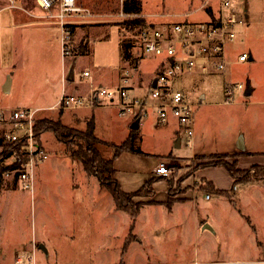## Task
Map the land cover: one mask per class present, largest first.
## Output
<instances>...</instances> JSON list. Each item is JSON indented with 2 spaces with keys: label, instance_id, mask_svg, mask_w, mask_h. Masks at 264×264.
Listing matches in <instances>:
<instances>
[{
  "label": "rangeland",
  "instance_id": "374dc122",
  "mask_svg": "<svg viewBox=\"0 0 264 264\" xmlns=\"http://www.w3.org/2000/svg\"><path fill=\"white\" fill-rule=\"evenodd\" d=\"M219 1L210 0L215 10ZM78 2L93 15L78 16L74 20L94 21L96 28L86 31V51L73 48V36L70 54L64 57L59 22L44 17L45 12L36 6L35 0H18L17 5L21 6L18 8L9 7V0H0V107H43L40 118L60 119L66 123L61 118V111L48 108L57 103L64 82L68 85V94L78 83L81 91L87 94L93 80V90L116 86L122 63V21L132 14L123 11L124 0ZM142 2L143 12L152 19L162 16L173 20H203L207 15L204 8L207 0ZM233 2L240 20L235 25L237 36L228 46L230 64L227 71L230 74L227 78L246 87L251 84L253 94L245 95V90H240L232 97V103L223 104L220 103L225 99L223 76L180 78L178 86L185 90L191 102L196 103L194 144L182 129L180 134L174 135V129L180 126L175 118L157 125L152 109L142 117L136 133L143 137V151L125 150L116 156L115 177L124 191L131 192L157 177L153 170L158 162L169 163L172 173L169 178L154 180L155 194L135 197V201H144L135 221L128 211L115 206L108 187L97 176L87 173L66 143L60 142L54 132L43 131L46 158L35 164L34 190L25 189L15 172L5 174L0 182V264H12L22 250L34 254L39 263L48 264H120L122 260L131 261L141 254L157 264H200L199 261L209 255L215 260L214 264H254L249 261L263 255L255 247L256 239L260 237V214L258 209L252 211V203L245 202L246 182L238 184L232 197L222 198L213 193L208 200L205 194L209 191L194 184L202 183L205 188L207 183L203 178L200 182L195 181L190 175L204 163L233 162L237 152L228 150L234 149L242 133L248 136L249 142L256 144L255 151H264V102L251 101L264 99V0ZM22 7L34 9L25 13ZM74 51L76 56H72ZM243 52L252 54L253 59L240 61ZM132 61H123L132 72L130 94L145 97L164 57L141 54L135 58V65L130 64ZM85 69L92 75L81 79ZM64 71L67 77L72 71L74 80L63 78ZM7 81L12 84L10 90L5 88ZM202 92L206 93L203 100L199 98ZM137 113V109L120 114L115 107L94 108L88 110V119L73 123L72 127L83 131L93 120L98 137L95 145L106 158H111L114 144L126 138ZM179 138L182 145L177 146ZM70 142L74 148L86 145V141L78 136H73ZM253 159L264 160V153L246 156L240 160V166H246ZM215 178L222 183L226 180L223 175ZM171 181L174 198L189 186L194 191V194L189 191V196L197 197L184 206L186 222L183 215L171 218L162 202H150L167 200ZM193 204L199 220L213 222V230L202 231L203 226L194 229ZM133 232L142 241L134 243L136 250L127 251V244L138 239ZM41 243L48 248L49 255L40 248ZM212 249L215 253L211 255ZM165 260L177 263H164Z\"/></svg>",
  "mask_w": 264,
  "mask_h": 264
},
{
  "label": "built area",
  "instance_id": "2783aa9c",
  "mask_svg": "<svg viewBox=\"0 0 264 264\" xmlns=\"http://www.w3.org/2000/svg\"><path fill=\"white\" fill-rule=\"evenodd\" d=\"M18 0H9V7L18 8ZM36 6L45 12L46 18L55 19L62 28V52L64 57L70 54L73 37L72 25L78 16H92L90 9L82 6L78 0H35ZM127 14V13H126ZM240 17L233 0H220L217 12L206 20H182L170 23L149 24L142 27L132 39L131 45L136 55L156 54L164 57L159 73L152 79L150 92L141 97L131 95L132 72L124 67L120 71L117 85L113 88L100 87L90 95L63 93L59 102L50 109H76L83 107H115L120 114L138 110L137 115H147L152 109L159 124L169 123L175 118L182 130L194 144V107L185 90L178 86V80L184 76L214 75L226 76L228 65V46L237 33L235 25ZM247 52L239 56L240 61L249 58ZM137 68V67H136ZM89 70L83 72L88 76ZM157 79L156 86H153ZM246 90L241 82H233L224 77L223 104L232 103L237 91ZM201 99V97L199 96ZM202 100V99H201ZM40 107H0V121L4 122L1 136L8 142L23 140L26 152L12 157L17 167L5 174L15 172L22 180L25 189L34 190L35 164L46 158V151L36 136V123L41 117ZM159 175L171 176L172 168L166 161L157 166ZM200 182V178L194 177ZM209 198L210 194H206ZM12 264H48L39 263L31 252L19 251Z\"/></svg>",
  "mask_w": 264,
  "mask_h": 264
},
{
  "label": "crops",
  "instance_id": "0c3cea01",
  "mask_svg": "<svg viewBox=\"0 0 264 264\" xmlns=\"http://www.w3.org/2000/svg\"><path fill=\"white\" fill-rule=\"evenodd\" d=\"M142 4H143V2H142ZM22 8L25 11V13H29L30 11H32L34 9V8L33 9H27L26 8L25 9L24 7H22ZM204 8L206 10V14L207 15H206V18L203 19V20L208 19L211 15L216 13L217 9H218V7H217L216 10L213 8L212 4H210V0H207V3L204 5ZM134 16H137V15H135V14L131 15V17H134ZM138 16L143 17L146 23H134V24H130L128 26L127 25H123L122 26L120 24V26H122L121 27L122 39H121V42H120V50H121V55H122L121 69H123L124 67H127V66H125L123 64V61H127L129 63V60L130 61L132 59L135 60V58L137 57L136 49L131 45V43H132L131 41L135 37V35L138 34L139 30L142 29L143 26L149 25V24L170 23V22L185 20V19L173 20V19L162 17V16H159L158 18L152 19V18L148 17V15L143 12V9H142V12L138 14ZM191 21H199V20H191ZM93 22L94 21H91V20L75 21V25L76 26H75V33H74L73 48L74 47H78L81 50V52H84V51L87 50V46L86 45H88V40L85 38V36L87 35L86 31L96 28V25ZM125 43L129 45L128 52H129L130 56L127 57V58L124 57V44ZM74 55L76 56V52L75 51L73 52L72 56H74ZM249 58L253 59V55L250 54ZM132 63L135 64L133 61L130 64H132ZM121 69L118 71V81H119ZM86 70H88V69H85L84 71H86ZM229 74H230V72L227 71L226 76H224L222 74H216V75L223 76V79H224V77L227 78V76ZM91 75H92L91 71H90V74L88 76H83V73H82L81 79H85L86 77H90ZM63 78H66V80L68 78L66 76V72L65 71L63 73ZM68 80L73 81L74 80V75H73V78H71V79L68 78ZM94 81L95 80L91 81V84L89 85V89L87 88L88 89L87 94H84V92L81 91L80 83L74 85V87L72 88L73 90L70 93L81 94V95H90L92 93V91L95 90V89L93 90V88H92L93 85H94ZM12 83H13V81H12ZM116 83H117V81H116ZM5 88H6V90L12 89L11 82L8 83V81H7L5 83ZM67 89H68V85H67L66 82H64L63 83L62 92L58 96L57 103L59 102L61 95L63 93H67L66 92ZM253 92H254V88L252 87L251 95L253 94ZM200 97H201L202 100L205 99L206 98V93L202 92L200 94ZM251 101L252 102H264V99L251 100ZM57 103H54V104L50 105L48 108L50 109V107L56 105ZM220 103H222V102H220ZM3 107H8V106H3ZM18 107H27V106H18ZM31 107H38V106H31ZM40 108L44 109L43 107H40ZM94 108H107V107L96 106V107H83V108H76V109H61V110H58V112L61 111L60 115H61V118L63 119V121L66 122L65 124H67L69 126H74L73 123H76V122L81 123L82 121H85L84 119H88V114H87L88 110L94 109ZM51 110H54V109H51ZM85 110H87V111H85ZM154 115L156 116V113H154ZM66 118L68 120H66ZM134 119H135V117L133 118V120ZM141 124H142V118H141V121H140L139 128H140ZM156 124L157 125L159 124L157 122V120H156ZM3 128H4V122L0 121V131H2ZM139 128H137V131H138ZM179 128H180V126H179ZM179 128L176 127L174 129V135L180 134L181 128L180 129ZM129 130L127 131V135L125 137L128 136V134L130 132ZM142 142H143V137L140 136L138 133H136V146L140 147V149L143 151V148H142L143 146H141ZM177 142H179V146L182 145L180 138L178 139ZM197 143L198 142H196V144ZM255 145H256L255 143L249 142L248 136H246L245 134L242 133L240 140L237 142V144L234 145V149L228 150V152H233V153L237 152V153H239V156L235 157V159L238 160V163H239L238 166L240 168H249V167H251L254 164L264 165V160L259 161L257 159H255V160L253 159L250 162H248L246 166H240V160L241 159L244 160L246 158V156L254 155L255 153H264V151H262V152L255 151V149H256ZM195 147H196V145H195ZM1 151H2V147H0V153H1ZM170 153H172V152H170ZM7 162H9V161H7ZM158 165H159V162L155 165L154 170H153V174L155 176H157L156 178H162V177L169 178V177H165V176L159 175V174H157L155 172V170H156ZM215 167H217V168H215ZM190 175H193L194 177H198V178H203L205 183L210 182L217 189L229 191L232 194V195H225V194H220V193H215V192H206V194H210L209 198H207L206 194H205V198L208 199V200L212 198L211 195L213 193L216 194V195L221 196L222 198H227V197H232L233 193L237 192V190H238V184L239 183L238 184H234L233 177L229 174L227 169L225 167H223V166H206V167L197 168V169H195L193 171V173L191 172ZM218 175H223L225 177L226 180H225L224 183L218 181L215 178V177H218ZM3 176H5V174ZM244 182H246V187L244 189L245 202L247 204L252 203V207H250L252 209V211L256 212V209L259 210L260 221H261L260 237H259V240L256 239V243L257 244H255V247H256V251L259 250V252H261V254H263V255H261L259 253L261 255L260 258H256L255 260H250L249 262L254 263V264H264V178L252 179V180L244 181ZM194 184H195V186H198L202 190L204 189V188H202V185H203L202 183L201 184L194 183ZM193 188H194V186H193ZM189 191L193 192V194H194V191L192 189H190V186L187 187L186 189H182L181 192H179V195L176 196V198H175L176 200L174 201V203L172 204V206L170 208L167 205V200L168 199L167 200H155L154 199L153 201H150V202L151 203L162 202L164 205H166V208H167L171 218H173L174 215H176L177 217L178 216L180 217L181 215H183L182 218L186 222L187 218L185 217L186 213H185V207L184 206H186L189 202H191L190 200L197 199V197L194 198L195 197L194 195H193V197H190L189 194H188ZM166 194H167V197H169L168 192ZM239 194H240V192H239ZM193 206H194V209H193L192 218H193L194 229H196V227L199 228L200 226H203L202 231H204L205 229H208V228H205L204 226L205 225H210L212 227V230H213L214 229L213 228L214 227L213 226L214 225L213 222H209L206 219H203L202 221H200L199 220V216H198L197 211H196V208H195L196 207L195 204H193ZM251 209H250V211H251ZM156 219H158V217H156ZM156 224H158V223H156ZM133 229H134V227H133ZM134 234H136L138 236V239L136 238L137 242L134 241V240L130 241L127 244V246H126V250L127 251H130L133 248H134L133 250H136L137 247H134V243H139V242L142 241L141 237L139 238V235L136 232ZM157 251L160 252V250H157ZM163 252H165V251H163ZM213 253H215L214 249H212L211 255ZM137 255H139V253ZM164 255H165L166 259H168V258L170 259L169 255H166V254H164ZM197 256H199V250H198V255ZM204 256H205V254H204ZM206 257H208V256H205V258L202 261H199V263L200 264H214L215 260L212 259L210 255H209V258H206ZM164 263H177V262L176 261H172V260H165ZM120 264H157V262L156 261L155 262H150V261H148L146 259L144 254H141L138 258H135L134 260H131V261L130 260H122Z\"/></svg>",
  "mask_w": 264,
  "mask_h": 264
},
{
  "label": "trees",
  "instance_id": "16d2710c",
  "mask_svg": "<svg viewBox=\"0 0 264 264\" xmlns=\"http://www.w3.org/2000/svg\"><path fill=\"white\" fill-rule=\"evenodd\" d=\"M142 9V0H124L123 11L127 14H135L137 16L125 19L124 21H122V25L146 23L143 17L138 16V14L142 12ZM75 26V24L72 25L73 36L75 33ZM128 47L129 45L125 43L124 57L126 58L130 56L128 52ZM133 62L135 63L134 60ZM137 117H140V115H136L135 119ZM45 130H50L54 132L57 139L60 142L66 143L70 150H72L73 155L82 162L87 173L90 175L97 176L99 181L108 187L114 197L115 206L118 209L128 211L132 220L135 221L137 219L144 201H135V197L149 196L155 194L156 190L153 186V182L157 178L153 177L149 181H146L145 184L138 190L127 192L122 189L118 179L115 177L114 169V159L121 152L125 150L142 152L140 147L136 146L137 129L131 128L128 136L121 143L114 144V154L111 158H106L101 153L99 148L95 145V142L98 140V137L95 135V123L93 120L88 123L86 129H84L83 131H79L72 126L63 123L60 119H50L47 117L40 118L36 123V136L39 143H42V133ZM1 134L2 131H0V147H2V151L0 153V182L3 178V175L8 170L17 167L16 162H7V160L9 158L14 157L15 155L23 154L24 152H26V143L23 140L11 143L6 141L1 136ZM73 136H78L81 139L85 140L86 145L74 148L70 142ZM235 156H239V153H237V155ZM202 166L225 167L229 174L233 177L234 184L249 181L252 179L264 178V165L254 164L249 168H240L238 166L237 159H235L233 162H208L204 163ZM171 183L172 181L170 182V194L167 200V205L169 208L176 200L174 198V192L172 193L171 191ZM204 189L209 192L232 195L229 191L217 189L210 182H207V186ZM133 227L134 223H132L131 228L133 229Z\"/></svg>",
  "mask_w": 264,
  "mask_h": 264
},
{
  "label": "water",
  "instance_id": "95a60500",
  "mask_svg": "<svg viewBox=\"0 0 264 264\" xmlns=\"http://www.w3.org/2000/svg\"><path fill=\"white\" fill-rule=\"evenodd\" d=\"M68 78L69 79L73 78V72L72 71L69 74ZM156 84H157V79L154 80L153 86H156ZM251 92H252V86H251V84H248L246 87V90H245V95H251ZM140 121H141V117H137L133 121L131 128H134V129L139 128ZM176 145L179 146V142H177ZM204 227L208 228V229H212V227L210 225H205ZM40 248L43 249V251H45L46 255H49L48 248L43 243L40 244Z\"/></svg>",
  "mask_w": 264,
  "mask_h": 264
}]
</instances>
